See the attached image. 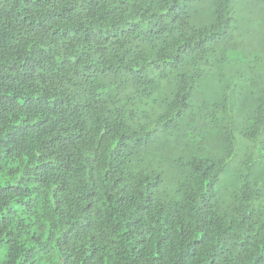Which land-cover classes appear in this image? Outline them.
Wrapping results in <instances>:
<instances>
[{
	"label": "trees",
	"instance_id": "obj_1",
	"mask_svg": "<svg viewBox=\"0 0 264 264\" xmlns=\"http://www.w3.org/2000/svg\"><path fill=\"white\" fill-rule=\"evenodd\" d=\"M260 3L0 0V264H264Z\"/></svg>",
	"mask_w": 264,
	"mask_h": 264
},
{
	"label": "rangeland",
	"instance_id": "obj_2",
	"mask_svg": "<svg viewBox=\"0 0 264 264\" xmlns=\"http://www.w3.org/2000/svg\"><path fill=\"white\" fill-rule=\"evenodd\" d=\"M246 15L245 20L242 24V32L241 34H238L241 38V42L239 44V48L241 51H244L245 54L248 55V58L245 61L243 70L242 71V77L244 78L245 74H252L254 77L253 79H249V81L246 79H242L241 84H245V86H250L251 90L255 95L258 97H261V100L259 103L262 105L259 106L257 103L254 104V108L260 109L261 112H263L264 106V92H263V85H264V4L260 3L258 4L257 8H247L246 9ZM258 56V57H257ZM257 57V59H256ZM249 66H255L254 72H250ZM255 80V83L252 81ZM252 84L254 85H251ZM245 93V92H243ZM235 113L237 114V122L236 125L239 127L242 126L245 118L249 116V113L246 112L244 109H242L239 106L235 108ZM156 145L158 146V149L162 152H165L167 154L168 161L172 156L177 155L180 152V149L182 147L181 139L177 138H171L170 140L159 138L156 141ZM172 163L167 164V172L171 171ZM260 175L258 172H254L252 174V178L256 180ZM171 175L167 176L165 178L168 189L167 193L169 195H174L175 188L172 185V182L170 180Z\"/></svg>",
	"mask_w": 264,
	"mask_h": 264
}]
</instances>
